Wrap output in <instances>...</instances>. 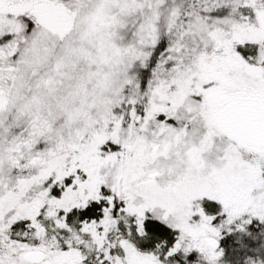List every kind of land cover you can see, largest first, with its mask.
Masks as SVG:
<instances>
[{
    "label": "snow or ice",
    "instance_id": "1",
    "mask_svg": "<svg viewBox=\"0 0 264 264\" xmlns=\"http://www.w3.org/2000/svg\"><path fill=\"white\" fill-rule=\"evenodd\" d=\"M0 264H264V0H0Z\"/></svg>",
    "mask_w": 264,
    "mask_h": 264
}]
</instances>
